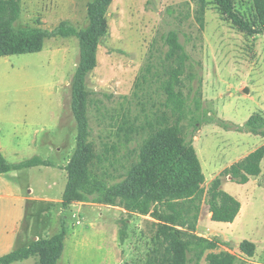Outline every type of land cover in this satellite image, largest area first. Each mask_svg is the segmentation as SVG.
Returning a JSON list of instances; mask_svg holds the SVG:
<instances>
[{
	"label": "rangeland",
	"instance_id": "374dc122",
	"mask_svg": "<svg viewBox=\"0 0 264 264\" xmlns=\"http://www.w3.org/2000/svg\"><path fill=\"white\" fill-rule=\"evenodd\" d=\"M92 1L22 0L15 26L51 32L66 21L83 30L90 23L88 6ZM186 2L191 4L192 17L180 24L179 15L189 9ZM235 8L245 20H254L252 0H235ZM194 10V0H113L107 14L108 36L99 45L96 69L87 77L92 92L89 121L91 139L101 152L103 143L112 141L116 111L120 110L122 97L132 94L151 46L156 43L155 48L166 51L164 36L177 31L194 65L193 72L199 74L192 84L195 90L201 78L204 112L197 113L202 126L195 133L194 146L208 188L225 169L264 145L263 136L238 132L235 127L243 126L255 114L264 116V35L240 30L228 13L212 3L206 12L205 28L200 30ZM79 61V40L60 36L48 37L42 52L0 57V144L6 158L20 163L37 156L51 163L50 167L3 175L0 193L10 195L12 188L28 197L33 189V197L62 200L68 182L66 166L77 146L71 86ZM194 95L189 98L191 106ZM186 115L184 131L190 137L192 116L188 112ZM207 118L215 122L208 124ZM219 120L231 127L224 128ZM137 148L133 143L118 155L124 158ZM127 162L122 159L121 163ZM262 168L260 177L244 185L223 177L222 189L243 206L235 222L212 221L209 207L204 204L197 224L199 236L227 240L228 247L220 246L214 252L234 254L236 264H264V162ZM124 172L120 169L121 174ZM9 206V201L0 199V224L14 214ZM44 207V203L25 205L21 232L48 239L60 233L65 222V248L58 264H148L162 247L158 221L151 216L94 203L75 202L67 209L61 203L52 205L50 211ZM44 211L47 217H41ZM245 240L256 244L255 257L241 253L240 244ZM33 241L19 239L14 249ZM13 264H38V259Z\"/></svg>",
	"mask_w": 264,
	"mask_h": 264
},
{
	"label": "trees",
	"instance_id": "16d2710c",
	"mask_svg": "<svg viewBox=\"0 0 264 264\" xmlns=\"http://www.w3.org/2000/svg\"><path fill=\"white\" fill-rule=\"evenodd\" d=\"M254 20H245L235 8V0H194V19L200 30L205 28V16L209 5H219L228 13L235 25L249 35H264V0H252ZM22 0H0V57L42 52L48 37H76L80 44V61L72 86V111L77 123L78 136L75 153L66 166L68 182L62 198L67 209L75 202L103 204L120 207L129 214L151 216L158 221V237L161 248L156 250L148 264H236L237 258L230 252H214L220 246H229L220 237L206 238L197 234V224L202 206L209 207L211 220L233 223L242 208L241 202L222 189L223 177L244 185L251 178L262 174L264 145L242 160L225 169L206 188V176L194 146L195 133L202 126L197 113L204 112L199 87L192 86L198 73L181 43L177 31L164 36L167 50L153 44L145 66L134 84L130 96H123L120 110L116 111V123L112 126V141L103 143L98 152L91 139L89 107L92 92L87 87V77L97 67L98 48L108 36V9L113 0H93L88 6L89 26L77 30L68 22H62L55 30L42 28L18 29ZM188 11L179 15L180 24L192 17ZM170 12H173L169 9ZM187 90V91H186ZM195 93L192 106L190 96ZM189 107H191L190 110ZM186 112L191 117L192 135H185ZM206 122L214 123L213 118ZM228 129L231 126L217 121ZM238 132H248L264 137V116L255 114L243 126H235ZM126 157L118 154L122 148L130 149ZM135 156V157H134ZM134 157V158H133ZM126 159L127 165L121 163ZM51 163L41 157L24 162L11 163L0 153V176L34 167H49ZM120 169L125 172L120 173ZM62 231L51 238L33 241L0 256V264H13L37 258L38 264H58L65 248L66 223ZM121 242L124 233L121 232ZM240 251L249 258L257 252L251 241H243Z\"/></svg>",
	"mask_w": 264,
	"mask_h": 264
},
{
	"label": "crops",
	"instance_id": "0c3cea01",
	"mask_svg": "<svg viewBox=\"0 0 264 264\" xmlns=\"http://www.w3.org/2000/svg\"><path fill=\"white\" fill-rule=\"evenodd\" d=\"M0 153L6 158L5 149H4V147H1V144H0ZM34 168H37V167H34ZM15 172H17V171H15ZM7 174H3V175H7ZM262 174H263V168H262ZM3 175L0 176V179L3 177ZM9 193H10V195H8L7 192L6 193H0V199L2 201H6V200L9 201V205H10L9 207H12L14 210V214H10V216L5 221V223L0 224V250H4L3 253H1V256L8 254V253L12 252L13 250H15L14 248H16L15 247L16 242H18L19 239L21 241L22 240L26 241L27 239L29 240L30 238H32V240H34V241L39 239V237H37V235L36 236H30L29 233H22L21 232L22 231L21 230L22 229L21 223L24 220L25 215H26V214H24L25 205H28V207H29L31 205L34 206L37 203H44L45 204L44 208H46V210L50 211L52 209V207H51L52 205L56 206V205H60L62 203V200L51 199L50 197H44V198L33 197V194H34L33 189L29 190V192H28L29 196L28 197H23V195H21V193L17 192V190L15 191L12 188L10 189ZM242 209H243V206L241 208L240 213L242 212ZM240 213H239V215H240ZM42 215L43 216H41V217H47L48 216L45 211H44V213H42ZM239 215H238V217H239ZM40 233H41V231H40ZM224 241H227V240H224Z\"/></svg>",
	"mask_w": 264,
	"mask_h": 264
}]
</instances>
